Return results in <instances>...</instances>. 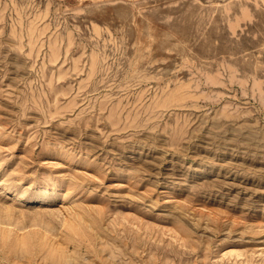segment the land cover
Masks as SVG:
<instances>
[{
    "label": "rangeland",
    "instance_id": "obj_1",
    "mask_svg": "<svg viewBox=\"0 0 264 264\" xmlns=\"http://www.w3.org/2000/svg\"><path fill=\"white\" fill-rule=\"evenodd\" d=\"M55 242L264 264V0H0V264Z\"/></svg>",
    "mask_w": 264,
    "mask_h": 264
},
{
    "label": "bare ground",
    "instance_id": "obj_2",
    "mask_svg": "<svg viewBox=\"0 0 264 264\" xmlns=\"http://www.w3.org/2000/svg\"><path fill=\"white\" fill-rule=\"evenodd\" d=\"M64 209V208H63ZM7 213V212H6ZM72 213V212H71ZM7 215H8V213H7ZM80 216V215H79ZM66 218V217H65ZM80 218H81V216H80ZM70 219V218H69ZM80 220V219H79ZM83 221V223H84V220H82ZM87 221V220H86ZM7 223V222H6ZM86 224H88V223H86ZM4 225V224H3ZM9 225V224H8ZM88 226H89V224H88ZM75 227V226H74ZM3 230V229H2ZM9 231V230H8ZM22 231V230H21ZM2 234H3V231L1 232ZM4 234H6V233H4ZM3 234V235H4ZM8 234V233H7ZM2 235V236H3ZM5 236V235H4ZM25 238H26V236L23 234V233H21V234H18V236L16 237V242L18 243V244H21V246L24 244V240H25ZM56 238V237H55ZM58 242V241H57ZM60 244L59 243H51L50 245H49V249H50V254H51V256H54L59 262L60 261H64V262H62L63 264H66L67 263V261H68V256L66 255V254H64L63 253V251L65 250H62V248L59 246ZM24 247V246H23ZM231 252V251H230ZM234 253V252H233ZM236 254V253H235ZM53 257V258H54ZM66 262V263H65ZM56 264H58V263H56ZM60 264H61V262H60Z\"/></svg>",
    "mask_w": 264,
    "mask_h": 264
}]
</instances>
